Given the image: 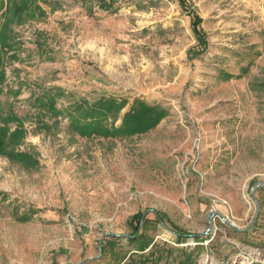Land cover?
Wrapping results in <instances>:
<instances>
[{
  "label": "rangeland",
  "instance_id": "374dc122",
  "mask_svg": "<svg viewBox=\"0 0 264 264\" xmlns=\"http://www.w3.org/2000/svg\"><path fill=\"white\" fill-rule=\"evenodd\" d=\"M37 1L17 60L1 51L0 103L38 163L0 157V264H139L138 214L147 264H264V0H189L204 50L178 0ZM43 95L62 115L31 110ZM109 97L168 115L130 137L71 131L75 106Z\"/></svg>",
  "mask_w": 264,
  "mask_h": 264
},
{
  "label": "trees",
  "instance_id": "16d2710c",
  "mask_svg": "<svg viewBox=\"0 0 264 264\" xmlns=\"http://www.w3.org/2000/svg\"><path fill=\"white\" fill-rule=\"evenodd\" d=\"M183 12H188L192 18V31L197 38L199 44L203 46V50L207 47L206 35L202 29V19L198 13L189 9V0H178ZM37 0H7V3L0 5V18L3 24L0 25V61L1 51L5 56H10V60H17V55L13 54V50L18 46L19 36L17 34V27H20L27 22L28 17L35 18L38 14L40 18L46 16V11L40 7ZM100 8L104 11L118 12V8L114 7V0H100ZM43 33L37 37L40 47L39 50L44 51L42 46ZM51 88L49 90H53ZM54 98V97H53ZM50 95H43L34 100L31 110H40L42 112L49 111L52 115L59 117L62 113H58L56 109L57 102L54 101ZM129 105L126 100L116 99L113 97L100 98L94 103H80L75 106L74 111L69 112L70 129L82 138H115V137H130L134 135H141L155 129L163 119L166 118L168 113L159 106H151L145 100H135L129 110L123 113L125 108ZM48 113V112H47ZM121 122L119 125L118 122ZM12 125H14L13 128ZM26 139L25 124L15 116L14 113L3 112L0 103V157L8 159L9 161L17 164H22L29 169L37 167V160L35 156L27 152L17 150L18 147L23 145ZM7 198L6 193L0 192V202L5 201ZM136 225L134 234L130 236L128 242L136 244V251L138 254H143L140 257L139 264H147L149 257L154 255L151 250L149 255L146 254L149 248H154V241L149 240L143 234H139L142 225L147 220H142V215L138 214L134 217ZM18 220L27 222L28 218L19 217ZM143 223V224H142ZM177 236V242L184 244L191 235H187L180 231H174ZM197 239V237H195ZM198 243H201L197 239ZM115 246V243H112ZM153 245V246H152ZM144 252V253H143ZM187 254V252H184ZM201 253V251H199ZM186 264H196L192 261V256L188 258Z\"/></svg>",
  "mask_w": 264,
  "mask_h": 264
}]
</instances>
